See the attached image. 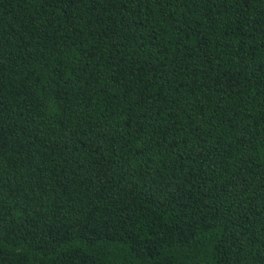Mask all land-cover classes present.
Here are the masks:
<instances>
[{
    "label": "trees",
    "instance_id": "1",
    "mask_svg": "<svg viewBox=\"0 0 264 264\" xmlns=\"http://www.w3.org/2000/svg\"><path fill=\"white\" fill-rule=\"evenodd\" d=\"M0 264H264V0H0Z\"/></svg>",
    "mask_w": 264,
    "mask_h": 264
}]
</instances>
